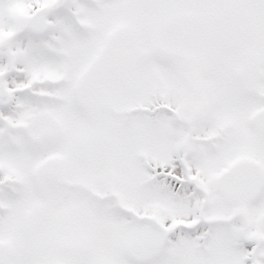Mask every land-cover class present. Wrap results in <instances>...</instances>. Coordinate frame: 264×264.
Segmentation results:
<instances>
[{"label":"snow or ice","instance_id":"6c2138e0","mask_svg":"<svg viewBox=\"0 0 264 264\" xmlns=\"http://www.w3.org/2000/svg\"><path fill=\"white\" fill-rule=\"evenodd\" d=\"M0 264H264V0H0Z\"/></svg>","mask_w":264,"mask_h":264}]
</instances>
